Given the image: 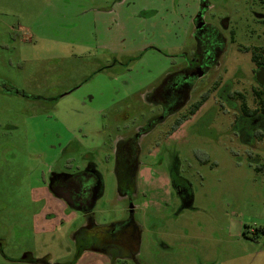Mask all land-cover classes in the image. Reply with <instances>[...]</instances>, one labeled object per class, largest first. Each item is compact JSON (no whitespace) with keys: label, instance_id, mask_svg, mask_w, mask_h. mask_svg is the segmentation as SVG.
Here are the masks:
<instances>
[{"label":"rangeland","instance_id":"374dc122","mask_svg":"<svg viewBox=\"0 0 264 264\" xmlns=\"http://www.w3.org/2000/svg\"><path fill=\"white\" fill-rule=\"evenodd\" d=\"M213 1L217 11L210 16L224 17L228 1L229 25L239 33L228 42L227 72L223 67L217 81L233 75L236 81L171 136L161 127L144 144L134 215L142 229L138 264H264V128L252 127V117L238 112L240 100L229 96L236 89L248 107L256 106L255 66L249 53L238 51L255 43L246 35L253 20L244 0ZM196 4L0 0V79L18 93L0 99V264H32L24 255L33 264H115L103 252H76L72 235L85 220L78 211L65 212L45 182L52 169L85 166L92 156L104 180L91 214L95 223L103 228L127 217L111 143L156 113L146 95L191 50ZM154 141L161 149L151 147ZM148 148L152 156L177 160H166L158 180L147 174L154 165ZM173 184L187 191L193 208L176 198Z\"/></svg>","mask_w":264,"mask_h":264},{"label":"flooded vegetation","instance_id":"af4514ba","mask_svg":"<svg viewBox=\"0 0 264 264\" xmlns=\"http://www.w3.org/2000/svg\"><path fill=\"white\" fill-rule=\"evenodd\" d=\"M212 1L197 0L195 10H192L191 35L193 41L191 50L182 52L181 55H179L180 53L177 54L184 59L182 64L175 66L176 68L165 77L163 83L157 89L147 93L146 97L149 98L150 103L157 107L156 113L146 119L145 125L128 129L122 135H116L112 140L116 187L119 199L125 202L127 217L114 223L118 226L108 233L102 231L103 229L95 223L91 214L96 206L95 198L100 195V191L104 193V180L95 163V158L92 156L87 158L85 166L63 167L64 170L62 171L52 169L49 172L50 179L45 182V186L51 197L64 206L65 212L78 211L85 220V224L77 228L72 235L77 253L87 251L88 241L92 240L93 243L98 244V249L93 250L107 254L115 261V264H120L119 262L128 264L129 260H133L138 264L135 260L138 259L139 255L138 248L140 247L139 241L142 229L135 220L134 215L138 210L135 200L139 195L138 177L140 176L142 164L140 158L144 144L161 127L170 128L172 132H168V136H171L179 130L184 122L199 113V110L210 100L211 95L223 88L225 83L230 81L235 83L234 75L230 80H224L220 76L218 82L217 73L223 67L225 73L227 72L224 66V57L228 42L235 43L239 33L235 27L229 25L228 1H225L223 5L224 17L216 19L214 13V16H210L212 10L217 11L216 1ZM244 2L245 6L249 7L246 13L253 20V28L249 26L246 35L252 38L255 43L248 47L238 46V51L249 53L251 62L255 66L252 78L256 83V87L253 89L252 94L254 105H256L255 92H259L261 97H264V87L260 86L256 80V72L264 68V0H244ZM215 20L219 23H216ZM255 27L257 28L255 29ZM106 68L108 67L106 66L104 69ZM237 72L239 71H236L235 74ZM12 91L9 92L8 86L0 79V99H2V96L8 98L9 93L18 94L17 91ZM229 96L232 100H240L238 102V112L246 117H252L253 122L255 121L252 127L260 125L264 128V109H258L256 114L249 115L243 108L242 101L245 100V95L242 92L233 89L229 92ZM21 97H23V94ZM60 98H51L46 103H54ZM255 109H257L256 106L251 110ZM258 115H261V118L255 120V116ZM161 145L160 141H154L151 147L161 149ZM70 150L72 151L71 148ZM66 151L64 149V153ZM146 152L147 159H154V165L150 166L151 169L147 172L150 179H159L158 170L163 167L166 160L177 161L174 154L163 155L164 153L161 152L159 155L152 156L153 150L149 148ZM86 156L84 155L82 159H85ZM172 188L176 198L182 200L186 207L193 208L192 197L187 191L182 190L177 184H173ZM170 195L173 194L170 192ZM143 196L147 197L148 193H143ZM2 242L0 236V244L3 245ZM24 256L26 258L21 260L26 263H35L33 260H28L27 255Z\"/></svg>","mask_w":264,"mask_h":264},{"label":"trees","instance_id":"16d2710c","mask_svg":"<svg viewBox=\"0 0 264 264\" xmlns=\"http://www.w3.org/2000/svg\"><path fill=\"white\" fill-rule=\"evenodd\" d=\"M254 61L256 62V60L254 59ZM241 99H243L242 96H240ZM254 97L256 98V108L255 110H251L250 107L247 106V103L246 101L243 99V108L245 109V111L247 113H249V115H251L252 113L256 114L258 112V109H264V97H261V94L259 92H255V95ZM258 171L261 170L260 168L257 169ZM118 225L117 224H110L109 226H105L103 227L102 231H105V232H110L111 229L117 227ZM96 250L98 249V247L96 246V243H93V242H89V245H88V250Z\"/></svg>","mask_w":264,"mask_h":264},{"label":"water","instance_id":"95a60500","mask_svg":"<svg viewBox=\"0 0 264 264\" xmlns=\"http://www.w3.org/2000/svg\"><path fill=\"white\" fill-rule=\"evenodd\" d=\"M256 80L260 86L264 87V68L256 72Z\"/></svg>","mask_w":264,"mask_h":264}]
</instances>
